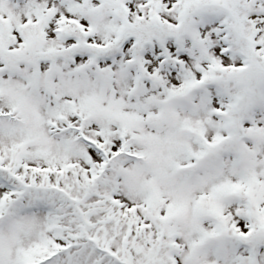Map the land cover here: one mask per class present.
<instances>
[{
	"label": "snow or ice",
	"instance_id": "1",
	"mask_svg": "<svg viewBox=\"0 0 264 264\" xmlns=\"http://www.w3.org/2000/svg\"><path fill=\"white\" fill-rule=\"evenodd\" d=\"M0 264H264V0H0Z\"/></svg>",
	"mask_w": 264,
	"mask_h": 264
}]
</instances>
